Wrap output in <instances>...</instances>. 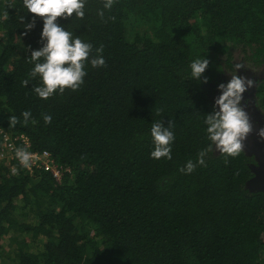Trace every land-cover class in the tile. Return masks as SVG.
I'll use <instances>...</instances> for the list:
<instances>
[{"label": "trees", "instance_id": "obj_1", "mask_svg": "<svg viewBox=\"0 0 264 264\" xmlns=\"http://www.w3.org/2000/svg\"><path fill=\"white\" fill-rule=\"evenodd\" d=\"M103 3L86 0L83 19H57L93 49L83 85L45 100L32 91L39 78L22 85L44 20L29 31L35 14L23 0H0V130L17 148L25 136L62 173L58 181L16 158L0 162V241L12 235L15 264H264V189L249 187L251 155L225 164L213 146L207 167L180 171L211 143L204 121L235 65L264 75V0ZM101 45L106 67L93 68ZM203 55L207 83L190 78ZM157 121L174 125L171 160L151 158Z\"/></svg>", "mask_w": 264, "mask_h": 264}, {"label": "clouds", "instance_id": "obj_2", "mask_svg": "<svg viewBox=\"0 0 264 264\" xmlns=\"http://www.w3.org/2000/svg\"><path fill=\"white\" fill-rule=\"evenodd\" d=\"M115 0H104L103 8L111 10ZM86 0H23V6L27 11L35 14L31 23H24L27 30L35 27V17H41L44 20V27L41 34L44 46L39 50H31L29 63L34 67L28 73V79L22 81V85L27 88L32 80L39 78L40 83L34 84L32 91L41 99L47 100L52 97L57 90L63 94L66 89L77 91L84 83L85 63L88 61L93 45L83 42L79 37L73 39L70 31L57 23L59 17L65 19L73 17L83 19L85 16ZM98 15L103 20L104 11L100 10ZM8 13H4L6 19ZM21 22L24 17L21 16ZM114 19V17H112ZM26 34V33H25ZM103 46L96 49L97 55L90 61L93 68L106 67V60L102 56ZM210 61L203 55L201 58L193 60L190 64L191 76L199 82L207 83V77H203ZM236 69H242L244 64H236ZM255 85V81L247 77L232 75L231 80L225 85L221 83L219 90L222 93L216 100L217 111L207 114L204 123L207 125V139L211 142L207 148L198 153L197 161L194 163L189 160L186 166L180 171L185 174H191L196 167H207L205 157L211 151L213 146L225 157V164L228 163V157H238L244 152L243 141L247 139L252 132V124L248 113L241 106L243 94L248 88ZM23 122L26 125L32 113L26 110L22 113ZM10 126L15 127L20 120L16 116H10ZM46 125L52 123V116L43 115ZM33 123L36 121L33 120ZM172 121L165 127L164 122L157 121L152 123L151 135L154 141V151L151 152V158L159 160L166 158L172 159L171 144L174 142V132ZM259 136L264 138V129L259 131ZM16 159L25 169H31L34 160L33 154L26 148L21 147L15 150ZM15 174L16 169H12Z\"/></svg>", "mask_w": 264, "mask_h": 264}, {"label": "flooded vegetation", "instance_id": "obj_3", "mask_svg": "<svg viewBox=\"0 0 264 264\" xmlns=\"http://www.w3.org/2000/svg\"><path fill=\"white\" fill-rule=\"evenodd\" d=\"M246 67L247 66L236 70L235 75L247 77L255 81V85L251 88H248L243 94L241 106L248 113L253 128L247 139L253 141V143L256 144L258 148L260 146L259 150H255L251 147V158L254 160L252 165H256L255 169L257 172H259L262 163L258 160L257 155L254 154V152L257 153L259 157H263L264 163V138L259 136V131L264 129V92L262 90V86L264 85V75H261L258 79L255 76L256 73L251 71V68ZM258 87L260 88L259 90H257ZM262 165L264 166V164Z\"/></svg>", "mask_w": 264, "mask_h": 264}, {"label": "built area", "instance_id": "obj_4", "mask_svg": "<svg viewBox=\"0 0 264 264\" xmlns=\"http://www.w3.org/2000/svg\"><path fill=\"white\" fill-rule=\"evenodd\" d=\"M20 141L24 144L23 145L24 148L30 147L29 145L30 143L25 136H21ZM17 142L18 140L16 138L12 139L11 135L6 133L4 130H0V143H1L0 157L5 159V150H8L12 154L10 156V159L12 160L16 158L15 150L17 149L16 147ZM32 154L34 160L31 169H29L30 171H33V168L35 167L39 169H44L45 171L51 172L58 181L61 180V176H62L61 169H59V167L54 164L48 152H44L43 154H37V153H32Z\"/></svg>", "mask_w": 264, "mask_h": 264}, {"label": "rangeland", "instance_id": "obj_5", "mask_svg": "<svg viewBox=\"0 0 264 264\" xmlns=\"http://www.w3.org/2000/svg\"><path fill=\"white\" fill-rule=\"evenodd\" d=\"M132 31L133 32H137L138 30L136 28H132ZM256 73V77L259 79L261 75H263L261 72L259 71H255ZM242 77V76H241ZM253 80V79H252ZM251 147L254 148L255 150H259L260 149V146L258 148V146L256 144L253 143V141H251ZM12 154L8 151V150H5V159H3L2 157H0V162L1 161H4L6 160V162H8L10 159V156ZM8 160V161H7ZM260 160L262 161L263 160V157H260ZM261 173L264 174V166L261 164L260 166V170ZM262 183L264 184V177H263V181ZM29 222L31 224H33L35 222V220L33 219H29ZM10 236H6L4 237L1 241H0V264H15L12 260L13 256H14V249H15V240H11ZM14 236H16V234H14ZM41 250V249H39Z\"/></svg>", "mask_w": 264, "mask_h": 264}, {"label": "water", "instance_id": "obj_6", "mask_svg": "<svg viewBox=\"0 0 264 264\" xmlns=\"http://www.w3.org/2000/svg\"><path fill=\"white\" fill-rule=\"evenodd\" d=\"M243 144H244V151H246L249 155H251V141H250V139L249 140L248 139L244 140ZM254 154H256L258 160L262 164H264L263 160L262 161L260 160L259 155L257 153H255V152H254ZM254 170H255V173H256V177L249 183V187L250 188H255V189H260V188L264 189V184L262 183L264 174L261 173V171L257 172L256 169H254Z\"/></svg>", "mask_w": 264, "mask_h": 264}]
</instances>
